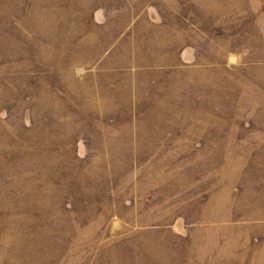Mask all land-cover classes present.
I'll list each match as a JSON object with an SVG mask.
<instances>
[{
  "label": "rangeland",
  "instance_id": "374dc122",
  "mask_svg": "<svg viewBox=\"0 0 264 264\" xmlns=\"http://www.w3.org/2000/svg\"><path fill=\"white\" fill-rule=\"evenodd\" d=\"M0 264H264V0H0Z\"/></svg>",
  "mask_w": 264,
  "mask_h": 264
}]
</instances>
